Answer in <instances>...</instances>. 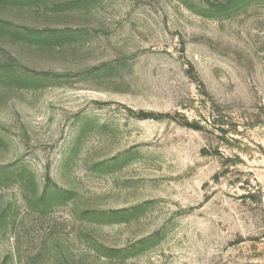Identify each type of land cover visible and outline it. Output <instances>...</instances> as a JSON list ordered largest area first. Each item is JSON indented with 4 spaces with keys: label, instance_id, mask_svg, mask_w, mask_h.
I'll list each match as a JSON object with an SVG mask.
<instances>
[{
    "label": "rangeland",
    "instance_id": "374dc122",
    "mask_svg": "<svg viewBox=\"0 0 264 264\" xmlns=\"http://www.w3.org/2000/svg\"><path fill=\"white\" fill-rule=\"evenodd\" d=\"M0 264H264V0H0Z\"/></svg>",
    "mask_w": 264,
    "mask_h": 264
}]
</instances>
